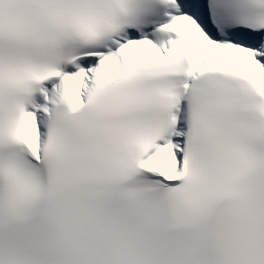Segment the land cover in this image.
<instances>
[{"label":"snow or ice","instance_id":"obj_1","mask_svg":"<svg viewBox=\"0 0 264 264\" xmlns=\"http://www.w3.org/2000/svg\"><path fill=\"white\" fill-rule=\"evenodd\" d=\"M0 264H264V0H0Z\"/></svg>","mask_w":264,"mask_h":264}]
</instances>
